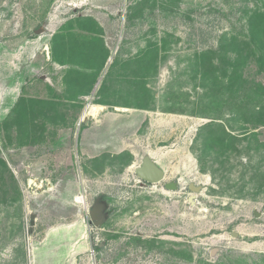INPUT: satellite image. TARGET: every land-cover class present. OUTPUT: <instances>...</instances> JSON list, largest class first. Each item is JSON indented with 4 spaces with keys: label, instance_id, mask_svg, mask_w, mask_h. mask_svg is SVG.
<instances>
[{
    "label": "rangeland",
    "instance_id": "rangeland-1",
    "mask_svg": "<svg viewBox=\"0 0 264 264\" xmlns=\"http://www.w3.org/2000/svg\"><path fill=\"white\" fill-rule=\"evenodd\" d=\"M0 15L54 32L0 121V264H264V0ZM146 156L162 182L136 177Z\"/></svg>",
    "mask_w": 264,
    "mask_h": 264
},
{
    "label": "crops",
    "instance_id": "crops-1",
    "mask_svg": "<svg viewBox=\"0 0 264 264\" xmlns=\"http://www.w3.org/2000/svg\"><path fill=\"white\" fill-rule=\"evenodd\" d=\"M4 17L0 15V121L17 103L23 86L38 75L40 59L44 65L49 66L54 33L22 35L18 23H12ZM46 79H49L48 74Z\"/></svg>",
    "mask_w": 264,
    "mask_h": 264
},
{
    "label": "water",
    "instance_id": "water-1",
    "mask_svg": "<svg viewBox=\"0 0 264 264\" xmlns=\"http://www.w3.org/2000/svg\"><path fill=\"white\" fill-rule=\"evenodd\" d=\"M134 173L140 181L149 184H158L164 179V171L158 166L157 162L151 160L150 156H146L142 159V163L135 168ZM175 188L176 185L174 183L165 185V189L167 190H174ZM189 188L195 192L199 191L198 187L192 185H190ZM190 201H192V197H190ZM91 218H95L94 211H91ZM232 237H235L234 233H232Z\"/></svg>",
    "mask_w": 264,
    "mask_h": 264
},
{
    "label": "trees",
    "instance_id": "trees-1",
    "mask_svg": "<svg viewBox=\"0 0 264 264\" xmlns=\"http://www.w3.org/2000/svg\"><path fill=\"white\" fill-rule=\"evenodd\" d=\"M53 38H54V35L52 36V39H51V58H52V60L54 59V57H53V53H52V45L54 44V39H53ZM16 104H17V103H16ZM16 104H15V106H16ZM15 106H14V107H15ZM14 107H13V108H14Z\"/></svg>",
    "mask_w": 264,
    "mask_h": 264
},
{
    "label": "bare ground",
    "instance_id": "bare-ground-1",
    "mask_svg": "<svg viewBox=\"0 0 264 264\" xmlns=\"http://www.w3.org/2000/svg\"><path fill=\"white\" fill-rule=\"evenodd\" d=\"M136 168V167H135ZM135 168H134V170H135Z\"/></svg>",
    "mask_w": 264,
    "mask_h": 264
},
{
    "label": "flooded vegetation",
    "instance_id": "flooded-vegetation-1",
    "mask_svg": "<svg viewBox=\"0 0 264 264\" xmlns=\"http://www.w3.org/2000/svg\"><path fill=\"white\" fill-rule=\"evenodd\" d=\"M146 183V182H145Z\"/></svg>",
    "mask_w": 264,
    "mask_h": 264
}]
</instances>
